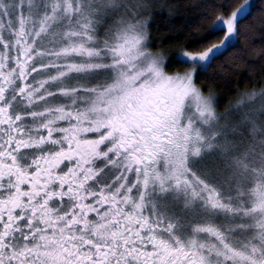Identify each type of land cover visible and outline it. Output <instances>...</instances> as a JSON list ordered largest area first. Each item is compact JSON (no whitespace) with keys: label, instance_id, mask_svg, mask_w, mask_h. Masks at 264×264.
<instances>
[{"label":"snow or ice","instance_id":"1","mask_svg":"<svg viewBox=\"0 0 264 264\" xmlns=\"http://www.w3.org/2000/svg\"><path fill=\"white\" fill-rule=\"evenodd\" d=\"M152 7L0 0V264H264V87L220 111L196 84L264 62V3L203 0L223 36L174 74Z\"/></svg>","mask_w":264,"mask_h":264},{"label":"trees","instance_id":"2","mask_svg":"<svg viewBox=\"0 0 264 264\" xmlns=\"http://www.w3.org/2000/svg\"><path fill=\"white\" fill-rule=\"evenodd\" d=\"M153 7L150 10L148 32L151 38V50L163 55L166 71L169 74L183 72L190 69L188 63H181L177 59L178 53L185 51L195 53L219 42L223 32L208 33L201 39L196 32V25L200 20L198 4L203 0H150ZM219 2V0H214ZM227 7L221 10L227 18L245 0H222ZM251 12H256L264 0H248ZM218 12L217 15L221 14ZM214 19V17H213ZM211 21L199 29V33H206ZM228 57L213 63L208 72H199L196 84L209 91L216 98V106L223 111L229 102L235 103L239 93L244 91L259 90L264 87V62H256L254 66L245 64L238 59L231 65L226 61Z\"/></svg>","mask_w":264,"mask_h":264},{"label":"rangeland","instance_id":"3","mask_svg":"<svg viewBox=\"0 0 264 264\" xmlns=\"http://www.w3.org/2000/svg\"><path fill=\"white\" fill-rule=\"evenodd\" d=\"M160 54V53H159ZM162 58L164 59L163 55H162ZM165 60V59H164ZM166 67V66H165Z\"/></svg>","mask_w":264,"mask_h":264}]
</instances>
